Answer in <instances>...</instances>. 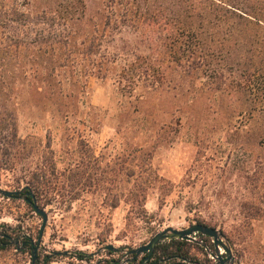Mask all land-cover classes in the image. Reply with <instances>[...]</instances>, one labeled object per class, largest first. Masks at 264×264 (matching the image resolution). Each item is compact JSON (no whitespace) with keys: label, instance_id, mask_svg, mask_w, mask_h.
I'll use <instances>...</instances> for the list:
<instances>
[{"label":"rangeland","instance_id":"obj_1","mask_svg":"<svg viewBox=\"0 0 264 264\" xmlns=\"http://www.w3.org/2000/svg\"><path fill=\"white\" fill-rule=\"evenodd\" d=\"M68 1L38 0L33 9L56 10L62 15ZM82 2L88 14L106 9V0ZM183 37L175 35L174 40L166 41V49L159 40L157 45L151 44V49L140 52L154 64L162 65L148 78L140 76L139 81L131 83L122 71L129 65L123 59L116 62L107 77L89 76L80 99L70 101L74 115L65 117L56 105L26 97L15 108L10 107L15 113L18 138L28 147L35 143L49 146L58 169L73 163L79 142L84 141L102 166L109 163L116 170L109 172L115 180L110 183L111 191L106 182L95 188L82 182L72 190L57 185L43 186L35 192V203L44 209L47 220L32 263L31 247L37 240L42 217L22 191L34 195L26 181L40 155L28 150L14 161L3 154L0 264H130V249L147 243L166 227L182 229L211 217L223 220L225 228L239 225L238 202L244 195L242 175L264 146V74L249 79L247 72L252 63L242 62L240 52L235 51L230 67L222 59H209L207 67L200 66L196 54L186 52L193 46ZM136 42L129 31L120 38L116 36L115 41L124 50ZM163 51L172 56H165ZM189 60H195L196 65L189 66ZM257 61L253 57V62ZM218 83L220 89L213 88ZM137 146L151 151V166L161 181L148 189L145 211L135 214L120 193L121 180L127 176L116 171L117 164ZM1 190L19 192L8 197ZM251 223L250 253L247 258L235 259L264 264V252L259 253L257 244L264 217ZM196 237L198 246L190 250L192 260L173 261L195 264L193 261L209 259L216 264L210 255L214 247L202 249L204 239ZM23 241L30 242V247ZM78 251L89 258L78 259ZM143 256L144 253L139 255L137 261ZM173 261L166 259L163 264Z\"/></svg>","mask_w":264,"mask_h":264},{"label":"trees","instance_id":"obj_2","mask_svg":"<svg viewBox=\"0 0 264 264\" xmlns=\"http://www.w3.org/2000/svg\"><path fill=\"white\" fill-rule=\"evenodd\" d=\"M37 1L0 0V158L4 154L7 160L15 161L28 150L40 155L26 181L34 195L22 191L31 202L35 192L43 186L60 185L72 190L82 182L89 188L100 187L106 182L109 184L106 188L111 191L110 183L115 180L109 172L115 173L116 168L109 163L102 166L84 141L79 142L76 159L63 169L57 168L49 146L35 143L28 147L18 138L12 109L25 97L50 102L59 107L58 112L65 117L74 115L70 101L80 99L89 76L103 79L113 72L116 62L123 59L129 65L122 71L131 83L139 81L140 76L148 78L162 65L154 64L147 54L140 52L151 49V44L157 45L159 40L166 49V41L174 40L175 35L187 38L188 45L193 47L184 51L196 54L200 66L207 67L209 59H222L230 67L235 51L240 52L242 62L252 63L247 69L249 79L261 72L264 74V0H106L105 11L94 14L86 12L83 0H69L62 15L56 10L35 11L33 6ZM125 31L132 32L137 42L130 43L131 48L124 50L115 41L116 36L120 38ZM163 52L165 56H172L170 52ZM253 57L258 61L253 62ZM189 61V66L196 65L195 60ZM212 86L221 87L219 83ZM261 149L252 166L242 175L244 195L238 202L239 225L225 228L223 220L213 217L197 221L219 228L234 256V264H247L235 257L247 258L246 254L250 253L248 240L253 234L251 221L264 217V146ZM151 157L149 149L137 146L117 164L116 172L127 176L121 180L123 190L120 193L131 213L145 211L148 189L161 181L151 166ZM99 169L101 175L98 177ZM197 235L204 239L202 249L206 250L207 245L213 249L210 237ZM195 243L172 239L156 245L151 257L155 262L162 258L191 261L190 250L198 244ZM257 244L259 253L264 252L261 240ZM26 245L30 247L31 244L27 242ZM76 254L80 260L89 258L81 251ZM140 262L136 258L130 264ZM203 262L193 261L215 264L209 259ZM109 264H116V261ZM172 264L182 263L173 261Z\"/></svg>","mask_w":264,"mask_h":264},{"label":"water","instance_id":"obj_3","mask_svg":"<svg viewBox=\"0 0 264 264\" xmlns=\"http://www.w3.org/2000/svg\"><path fill=\"white\" fill-rule=\"evenodd\" d=\"M18 192L19 191L1 190V193L8 197H10L13 194H18ZM32 206L34 210L42 217V224L39 229L37 240L35 242V245L31 247L32 263H33L36 258V250L42 239L44 227L46 225L47 214L44 211V209L39 208L37 206L35 200L32 201ZM197 233H200L204 236H208L212 239L214 245V251L211 252L210 255L216 260V264H234L231 250L227 245V243L222 239L220 231L215 227L202 223H192L182 229L166 227L158 231L149 239L147 243L130 249L129 253L133 254L131 260L136 259L139 255L144 253V256L142 257L140 264H146L148 260L151 258V255L156 245L172 239H190L192 238V235ZM109 248H111V246H109ZM221 249L223 250L222 252Z\"/></svg>","mask_w":264,"mask_h":264},{"label":"built area","instance_id":"obj_4","mask_svg":"<svg viewBox=\"0 0 264 264\" xmlns=\"http://www.w3.org/2000/svg\"><path fill=\"white\" fill-rule=\"evenodd\" d=\"M196 234H194V235H192V238H190V239H185V240H188V241H195L196 240ZM221 252H222V250H221ZM161 262V263H160ZM166 262V259H163V260H161V259H159L157 262H155L154 261V258H150L149 260H148V262L146 263V264H163V263H165ZM196 264V263H195Z\"/></svg>","mask_w":264,"mask_h":264},{"label":"crops","instance_id":"obj_5","mask_svg":"<svg viewBox=\"0 0 264 264\" xmlns=\"http://www.w3.org/2000/svg\"><path fill=\"white\" fill-rule=\"evenodd\" d=\"M260 240H261L262 245L264 246V223H263V228H262V233H261Z\"/></svg>","mask_w":264,"mask_h":264},{"label":"flooded vegetation","instance_id":"obj_6","mask_svg":"<svg viewBox=\"0 0 264 264\" xmlns=\"http://www.w3.org/2000/svg\"><path fill=\"white\" fill-rule=\"evenodd\" d=\"M23 243L25 244V241H23ZM31 244V243H30Z\"/></svg>","mask_w":264,"mask_h":264}]
</instances>
